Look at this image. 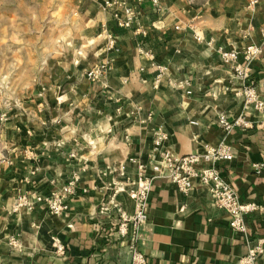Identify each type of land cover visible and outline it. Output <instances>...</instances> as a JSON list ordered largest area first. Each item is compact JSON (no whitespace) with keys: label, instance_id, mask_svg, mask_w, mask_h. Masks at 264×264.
<instances>
[{"label":"crops","instance_id":"obj_1","mask_svg":"<svg viewBox=\"0 0 264 264\" xmlns=\"http://www.w3.org/2000/svg\"><path fill=\"white\" fill-rule=\"evenodd\" d=\"M115 1L136 14L129 28L116 26L123 14L105 0H67L79 27L75 48L0 107V264H128L117 228L120 213H133L138 166L150 173L156 138L175 156L216 146L220 113L245 114L252 126L228 137L234 158L218 166L221 176L243 203L264 207V172L251 168L264 165L261 116L244 108L242 86L217 54L262 44L264 0L251 9L249 0ZM105 59L108 70L91 81L86 72ZM250 82L264 98V45ZM72 179L65 209L50 214L45 199ZM21 197L30 210L14 208ZM147 216L137 240L145 264H236L246 254L244 237L197 182L183 194L156 178ZM245 223L252 241L264 239V213Z\"/></svg>","mask_w":264,"mask_h":264},{"label":"built area","instance_id":"obj_2","mask_svg":"<svg viewBox=\"0 0 264 264\" xmlns=\"http://www.w3.org/2000/svg\"><path fill=\"white\" fill-rule=\"evenodd\" d=\"M140 1V0H138ZM157 8L159 0H149ZM257 0H249L248 8L257 5ZM105 8L120 10L123 19L116 23L118 28H129L136 20V14L130 10L123 2L115 0H105ZM108 50H112L115 44V38L110 34L107 35ZM197 40L200 39L197 37ZM264 45V36L261 45H249L241 51L218 49L217 54L222 64L229 66L235 78L242 86V96L244 108H250L261 116L257 128L264 130V98L257 92L253 82H250V66L258 58ZM110 61L105 59L100 64L94 66L86 72V76L91 81L99 80L108 70ZM217 124L220 128L222 137L214 147H207L202 154H190L186 156H175L168 151L161 150V138L154 140V154L151 157L150 173L142 165L138 166L139 173L134 181V189L129 193L133 202V213L129 217L120 213V224L117 228V234L120 239H126L127 252L129 254L128 264H145L144 256L137 249L138 230L140 226L147 222V205L151 191L152 182L156 178H166L181 193L187 194L193 187L194 182L199 183L206 188L209 194L211 205L228 215V227L235 233L244 237L246 243V254L241 257L236 264H256L258 258L264 253V239L252 241L248 236L245 217L254 213H264V207L254 203H243L238 194L222 178L219 165L229 163L234 156L227 140L235 129L251 128L246 121V115L241 114L234 120L220 113L217 116ZM256 175L264 172L263 164H253L251 166ZM76 179L67 182L61 193L53 194L50 198L45 199L46 207L50 214L59 215L64 209V199L75 193ZM37 197V196H36ZM40 200L38 196L36 198ZM31 209V202L27 198L21 197L17 200L15 209ZM130 223L132 228L129 233L127 224ZM14 247L16 243L10 242ZM60 254H63V247L56 244Z\"/></svg>","mask_w":264,"mask_h":264},{"label":"rangeland","instance_id":"obj_3","mask_svg":"<svg viewBox=\"0 0 264 264\" xmlns=\"http://www.w3.org/2000/svg\"><path fill=\"white\" fill-rule=\"evenodd\" d=\"M0 107L76 45L78 25L67 0H0ZM3 19V20H1Z\"/></svg>","mask_w":264,"mask_h":264}]
</instances>
